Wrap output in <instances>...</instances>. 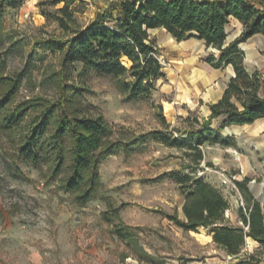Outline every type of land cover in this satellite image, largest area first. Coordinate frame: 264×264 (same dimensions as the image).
<instances>
[{
    "label": "rangeland",
    "instance_id": "obj_1",
    "mask_svg": "<svg viewBox=\"0 0 264 264\" xmlns=\"http://www.w3.org/2000/svg\"><path fill=\"white\" fill-rule=\"evenodd\" d=\"M41 1L44 0H25L17 7L6 6L3 10L0 75L20 76V85L3 112L14 110L21 102L57 99L61 88L59 74L65 70L63 81L70 86L67 90L71 98L69 106L75 107L79 114L103 115L112 127L113 137L153 129H165L173 136L186 137L185 117L175 115L171 126L162 102L166 93H170L166 82L172 78L168 55L174 49V56L184 61L183 65L179 59H174L178 69L174 66L171 93L180 101L196 95L197 85L203 84L195 72L210 49H205L197 39L189 38L182 44L167 38L161 27L150 29L149 36L160 49L165 77L158 79L146 96L128 99L116 77L92 69L82 70L80 62L64 69L61 51L35 45L38 39L48 36L63 39L68 33L53 16L54 9L61 3L41 6ZM109 1L78 3L76 24L84 27L90 23ZM42 9L51 15H45ZM227 32L230 40L241 30L237 23L230 22ZM254 44L255 54L249 55L246 63L250 70L256 65L258 54L264 55V43L256 39ZM221 75L227 79L226 72ZM5 89L0 83V99ZM165 107H169L167 102ZM39 110L40 106H28L24 116L12 127L1 122L0 114V264H151L140 259L130 245L114 234L112 224L116 218L111 223L102 218L107 206L101 195L120 207V220L135 226L140 245L157 257L160 264H202L208 255L214 256L215 264L222 263L218 258L223 259L224 249L206 242L205 231L184 230L165 216L177 211L179 217L184 218L181 201L186 193L185 182H179L177 177L188 174L216 185L229 204L226 210L229 214L225 212L227 219L237 223V209L243 196L229 168H221L217 160L223 153L219 151L222 146L210 144L209 147V143H204L200 146L203 159L197 162L192 150L166 145L148 135L130 150H120L103 159L98 166L99 194L78 205L73 195L59 186L69 172V153L63 167L54 174L51 158H42L36 165L19 152L21 134L29 132L30 122ZM188 115L193 119L198 116L197 110H190ZM218 124L217 119L211 126L216 129ZM225 177L231 179L229 185L222 182ZM243 248L238 256L227 257V264H238L239 260L264 264L262 248L249 251Z\"/></svg>",
    "mask_w": 264,
    "mask_h": 264
},
{
    "label": "trees",
    "instance_id": "obj_2",
    "mask_svg": "<svg viewBox=\"0 0 264 264\" xmlns=\"http://www.w3.org/2000/svg\"><path fill=\"white\" fill-rule=\"evenodd\" d=\"M25 0H0V20L6 6L17 7ZM83 0H44L39 4H58L53 11L58 25L68 32L65 38L48 36L38 39L36 46L58 50L63 53L64 69L75 62L82 63V70L92 69L98 73L116 77L118 86L128 99L146 96L155 88L156 82L165 77L159 59L160 49L149 36V29L163 27L176 40L197 38L210 49L204 60L213 67L231 65L234 74L229 77L219 99L209 104L208 117H198L188 122L186 137L173 136L171 131L153 129L145 133L113 137L112 127L103 115L79 114L69 106L67 95L70 86L60 79V96L46 99L42 103H24L3 112L20 85V76L0 75V83L6 86L0 99L1 122L12 127L24 116L28 106H40L35 119L30 122L28 133L23 131L18 146L20 154L38 164L42 158H51L53 173L63 167L69 153V172L60 183V188L73 195L78 205L99 194V163L120 150L128 151L139 140L150 135L169 146L192 150L195 161L203 159L200 148L204 143L228 144L219 131L226 125L253 122L264 117V77L258 69L250 70L245 64V52L240 43L250 36H264V0H111L94 19L84 27L76 24L75 12ZM262 4V8L257 4ZM45 15L51 13L42 9ZM232 18L243 27L240 34L228 40L227 25ZM3 112V113H2ZM223 116L219 126L211 124L216 117ZM165 122L164 116H162ZM3 123V124H4ZM185 182V200L182 205L184 218L177 211L166 213V217L184 230L210 229L212 240L230 256H238L247 237L256 240L264 250V201L261 203L251 193L248 183L251 178L233 179L243 196V205L237 209V225L230 222L225 212L229 208L227 199L213 183L188 174L178 175ZM107 208L102 218L112 224L116 236L124 240L140 259L151 264L160 260L140 245L135 226L123 223L119 218L118 205L101 195ZM250 261L239 260L238 264Z\"/></svg>",
    "mask_w": 264,
    "mask_h": 264
},
{
    "label": "crops",
    "instance_id": "obj_3",
    "mask_svg": "<svg viewBox=\"0 0 264 264\" xmlns=\"http://www.w3.org/2000/svg\"><path fill=\"white\" fill-rule=\"evenodd\" d=\"M257 6L260 8L263 7L262 4L260 3L257 4ZM230 22L237 23L240 27V30L243 27L242 23L236 18H232ZM156 28H160V27H156ZM163 29L165 30V28ZM165 32H166L165 36L167 38L171 40L175 39L166 30ZM188 39L189 38L180 41L176 39L175 40L183 44ZM256 39L264 43V36L261 33H256L250 36L247 40L240 43V47L245 52V64L247 63L248 56L255 54L253 49L256 48L255 47L253 48V46L255 45L254 42ZM197 40L200 41L205 48L204 42L200 39ZM168 57L170 59V64L172 66V78L170 79L169 82H166V85L168 86L166 90H169L170 93H166L167 97L162 99L163 106L166 110L168 123L172 126V124L174 123L175 115L186 117L189 114V111L194 109L197 110L198 119L200 121L205 120L210 113L209 104L220 98L229 77L234 74L232 66L227 65L225 67L216 68L204 60L200 65V67L196 68L197 70L195 72L196 75L198 76V79H200L203 84L201 86L197 85L198 87L195 93L196 95H190L188 98L181 99L180 101H178L174 99V93H171V91L174 90V66L177 68L175 60L179 59L183 65H184V61L182 58L174 56V49L168 55ZM255 61H256V65L252 66V70L258 69L264 77V55L262 56L258 54V56L255 58ZM223 71L226 72L227 79L223 78V76L221 75ZM165 102L169 104L168 108L165 107ZM222 118L223 116L216 117L212 120V122L218 119L220 124ZM219 133L222 134V136L226 137V139L229 142L228 144L210 143V144H219L220 146L223 147V148H219V151L223 153L221 155L219 154V157H217V160L221 164L220 167L224 169L229 168L227 170L230 173V175L234 177V179H242L245 176L250 177L251 180L249 182L250 184L248 183V187L251 193L253 194V196L262 203L264 201V117L257 118L250 123L226 125L224 126V128H222L219 131ZM210 144L208 145L209 147H211ZM214 159L216 160V158ZM231 168L232 170H230ZM255 176L260 179L258 180ZM184 200L185 198L182 199L181 205H183ZM228 214L229 213L226 212V215ZM236 221H237L236 223L237 225L242 224L240 221H238V217H236ZM199 230H203L206 232V242L211 241L215 243L212 240V235L209 228L201 226L198 227L196 231ZM188 231H195V230H188ZM254 248H261V246L256 240L252 239L251 237H247L246 244L244 245L243 250L249 251ZM227 257L231 258L232 256L228 255L224 250L223 259L221 260V258H218L219 262H222L220 264H227L226 262ZM205 258H206V262H202V264H212V263L215 264L213 261L214 256L208 255Z\"/></svg>",
    "mask_w": 264,
    "mask_h": 264
},
{
    "label": "built area",
    "instance_id": "obj_4",
    "mask_svg": "<svg viewBox=\"0 0 264 264\" xmlns=\"http://www.w3.org/2000/svg\"><path fill=\"white\" fill-rule=\"evenodd\" d=\"M224 184H226V185H229V183L231 182V179L229 178V177H225L224 179H223V181H222ZM240 204H242L243 205V201L241 200L240 201ZM227 212V211H226Z\"/></svg>",
    "mask_w": 264,
    "mask_h": 264
}]
</instances>
